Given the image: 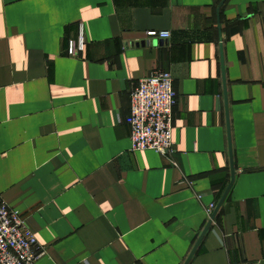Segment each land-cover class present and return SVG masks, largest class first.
Masks as SVG:
<instances>
[{"label":"crops","instance_id":"crops-1","mask_svg":"<svg viewBox=\"0 0 264 264\" xmlns=\"http://www.w3.org/2000/svg\"><path fill=\"white\" fill-rule=\"evenodd\" d=\"M156 69L172 156L134 151L125 122ZM230 139L189 264H264V0H0V199L37 264H184Z\"/></svg>","mask_w":264,"mask_h":264},{"label":"built area","instance_id":"built-area-1","mask_svg":"<svg viewBox=\"0 0 264 264\" xmlns=\"http://www.w3.org/2000/svg\"><path fill=\"white\" fill-rule=\"evenodd\" d=\"M147 36L169 39L171 33L150 30ZM84 45L85 37L81 31L77 52L83 51ZM178 101L179 95L170 71L156 69L139 80L131 92V109L125 117V122L130 127L134 151L154 150L164 156L174 154V110ZM216 207L214 203L208 208L209 218ZM44 252L21 213L0 199V264H37Z\"/></svg>","mask_w":264,"mask_h":264},{"label":"water","instance_id":"water-1","mask_svg":"<svg viewBox=\"0 0 264 264\" xmlns=\"http://www.w3.org/2000/svg\"><path fill=\"white\" fill-rule=\"evenodd\" d=\"M222 63H223V67H225L224 65V55H223V50H222ZM224 85H225V91H226V79L224 81ZM226 101H227V95H226ZM228 125H229V122H228ZM230 151H231V170H232V180H231V183L230 185L228 186L227 190L225 191L223 197L221 198L219 204L217 205L214 213L212 214V217L211 219L209 220L206 228L204 229V231L202 232L201 236L199 237L196 245L194 246L193 250L191 251L189 257L187 258L186 262L184 264H189V262L191 261L192 257L194 256L195 252L197 251L201 241L203 240L206 232L208 231L209 227L211 226L212 222H213V219L216 217L217 213L219 212L221 206L223 205V203L225 202L228 194H229V191L231 190V187L233 186V183L235 181V169H234V165H233V159H232V156H233V153H232V143H231V139H230Z\"/></svg>","mask_w":264,"mask_h":264}]
</instances>
